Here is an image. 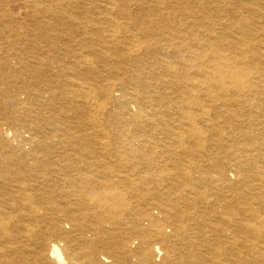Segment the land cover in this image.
Masks as SVG:
<instances>
[{
	"label": "bare ground",
	"instance_id": "1",
	"mask_svg": "<svg viewBox=\"0 0 264 264\" xmlns=\"http://www.w3.org/2000/svg\"><path fill=\"white\" fill-rule=\"evenodd\" d=\"M0 264H264V0H0Z\"/></svg>",
	"mask_w": 264,
	"mask_h": 264
}]
</instances>
